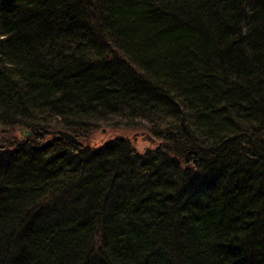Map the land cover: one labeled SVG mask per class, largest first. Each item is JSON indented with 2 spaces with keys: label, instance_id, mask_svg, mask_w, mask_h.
I'll list each match as a JSON object with an SVG mask.
<instances>
[{
  "label": "trees",
  "instance_id": "16d2710c",
  "mask_svg": "<svg viewBox=\"0 0 264 264\" xmlns=\"http://www.w3.org/2000/svg\"><path fill=\"white\" fill-rule=\"evenodd\" d=\"M117 119L158 144L84 141ZM20 126L0 264H264V0H0V134Z\"/></svg>",
  "mask_w": 264,
  "mask_h": 264
},
{
  "label": "rangeland",
  "instance_id": "374dc122",
  "mask_svg": "<svg viewBox=\"0 0 264 264\" xmlns=\"http://www.w3.org/2000/svg\"><path fill=\"white\" fill-rule=\"evenodd\" d=\"M128 121L129 120L125 119H117L116 122H100L98 126L87 133L88 139L84 141H89L92 144H101L116 136H125L129 138L134 147L141 152L158 144L159 139L153 136L151 130L145 122ZM57 128L60 127H55V129ZM12 135L25 136V138L32 136L31 133L24 134L20 128L9 129L3 134H0V136H3V138H7Z\"/></svg>",
  "mask_w": 264,
  "mask_h": 264
},
{
  "label": "water",
  "instance_id": "95a60500",
  "mask_svg": "<svg viewBox=\"0 0 264 264\" xmlns=\"http://www.w3.org/2000/svg\"><path fill=\"white\" fill-rule=\"evenodd\" d=\"M20 129L24 134L32 133L30 129H26L24 126H20ZM50 133L52 135L57 136V137L66 138V139L72 140L74 142L79 141V137L76 136L75 133H73L69 130H65V129H61V128L50 129Z\"/></svg>",
  "mask_w": 264,
  "mask_h": 264
}]
</instances>
